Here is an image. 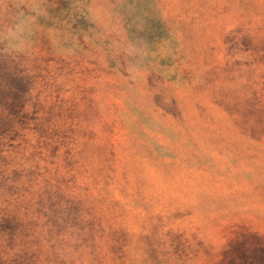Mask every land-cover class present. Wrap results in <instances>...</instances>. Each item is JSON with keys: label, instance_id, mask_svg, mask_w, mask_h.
<instances>
[{"label": "rangeland", "instance_id": "rangeland-1", "mask_svg": "<svg viewBox=\"0 0 264 264\" xmlns=\"http://www.w3.org/2000/svg\"><path fill=\"white\" fill-rule=\"evenodd\" d=\"M0 264H264V0H0Z\"/></svg>", "mask_w": 264, "mask_h": 264}]
</instances>
